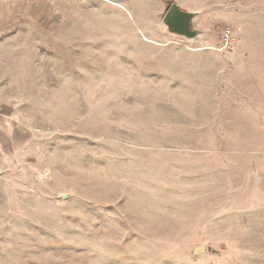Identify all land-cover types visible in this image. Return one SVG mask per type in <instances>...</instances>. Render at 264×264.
Returning a JSON list of instances; mask_svg holds the SVG:
<instances>
[{"label": "rangeland", "instance_id": "obj_1", "mask_svg": "<svg viewBox=\"0 0 264 264\" xmlns=\"http://www.w3.org/2000/svg\"><path fill=\"white\" fill-rule=\"evenodd\" d=\"M0 264H264V0H0Z\"/></svg>", "mask_w": 264, "mask_h": 264}, {"label": "water", "instance_id": "obj_2", "mask_svg": "<svg viewBox=\"0 0 264 264\" xmlns=\"http://www.w3.org/2000/svg\"><path fill=\"white\" fill-rule=\"evenodd\" d=\"M198 16V11L183 9L172 2L162 18V23L168 34L191 41L204 33V30L195 27ZM210 250V246L200 244L192 248V254L201 255L208 253Z\"/></svg>", "mask_w": 264, "mask_h": 264}, {"label": "built area", "instance_id": "obj_3", "mask_svg": "<svg viewBox=\"0 0 264 264\" xmlns=\"http://www.w3.org/2000/svg\"><path fill=\"white\" fill-rule=\"evenodd\" d=\"M219 40L223 45L231 43V29L229 27L222 28L219 34Z\"/></svg>", "mask_w": 264, "mask_h": 264}]
</instances>
